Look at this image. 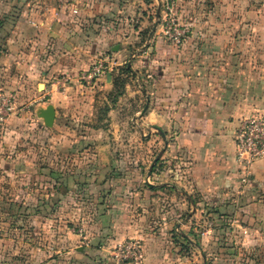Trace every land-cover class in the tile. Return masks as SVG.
Masks as SVG:
<instances>
[{
    "label": "crops",
    "instance_id": "crops-1",
    "mask_svg": "<svg viewBox=\"0 0 264 264\" xmlns=\"http://www.w3.org/2000/svg\"><path fill=\"white\" fill-rule=\"evenodd\" d=\"M130 1L0 0V90L16 105L0 135V194L14 197L11 229L24 234L11 236V264H114L112 248L129 237L141 240L143 264H171L174 242L203 257L210 229L194 217L208 211L234 221L249 213L250 243L264 246V158L243 182L234 139L242 118L264 114V0H200L182 47L151 30L156 43L136 50ZM117 49L131 52L130 80L149 79L143 98L139 90L117 98L144 102L132 126L110 92L100 111L85 107L96 95L76 93L113 87V73L110 82L78 75ZM50 104L48 127L39 111ZM112 127L140 137L135 157L121 139L112 143Z\"/></svg>",
    "mask_w": 264,
    "mask_h": 264
},
{
    "label": "rangeland",
    "instance_id": "rangeland-1",
    "mask_svg": "<svg viewBox=\"0 0 264 264\" xmlns=\"http://www.w3.org/2000/svg\"><path fill=\"white\" fill-rule=\"evenodd\" d=\"M127 6L128 8H130L129 12L131 13L133 18L128 23L132 26V28H135V26H137L138 34H141L140 37L136 38L135 40L132 38L133 40H130L132 42L128 44L131 49L136 50L141 49L140 45L142 44L147 45V43H156L155 41L149 40L148 34L151 30L153 34L158 33L157 37H159V40H161L165 44L182 47L185 43L186 36L188 35L189 30L187 26V15H189V12H196L198 15L200 12L201 3L200 0H131L127 3ZM207 6L208 11H210V5H205V7ZM212 6L213 8L211 10L214 9V5ZM190 8H192V10H190ZM139 19H142L143 22L141 23ZM171 21L174 22V25L177 26L178 29H186L185 38H183L182 36H174L173 39L168 38V36L166 35V31L169 26L168 23ZM171 32L173 33L174 31ZM173 34L175 35V32ZM108 54L109 57L102 59L106 66L107 73L110 72L111 74L114 73L115 75H120L118 73V69L120 70L121 68L125 67L127 63H129L131 52L120 54L119 49H117L111 50L110 52H108ZM93 65L94 64H92L91 67ZM133 67L135 66L133 65ZM133 67V72L139 74L138 70ZM85 71L81 72L78 75L80 81H84L80 77ZM139 75L143 76L142 73H140ZM128 77L129 76H126L124 78L125 80H129V85L126 87L125 84L124 88L122 87L123 92L125 91L129 94L133 91L139 90L138 95L142 97V93L139 88L142 87L145 88V91L148 90L149 79L147 75H144L143 79H140L139 81L130 80ZM86 86H88L89 89H85L83 87L84 89H80V92H75L80 94L82 93L84 97H86L89 93H91L92 95H96V101H85V107H91L92 105H94V107L98 110L103 108L107 101L105 99V95L110 92L111 95L114 96L117 91L121 90V88L119 89L118 87L106 89L102 87L101 89L95 86V88L92 89V86ZM72 95L73 94H71V96ZM114 102H116V106H121L122 118H125L126 122L130 126L134 124V121L136 122V119L139 118V115L141 113V111L135 113L136 110H141L144 104V102H136L135 98L129 100L128 97L122 100V102L119 99L115 100ZM118 115L119 114L113 112V124H117L118 121L116 120L118 119H116V117ZM90 117L91 116L87 118V121L90 120ZM94 119L95 118H93L92 120ZM79 128L81 129V135L85 136L86 138L88 136L87 133H90L88 132L89 128L87 127V124H84V126H79ZM112 131L113 133H111L110 135L112 143L119 145V139H121L122 142L124 141L123 145H125L126 143L128 145L126 146L128 157H135V144L137 143V140L141 141L140 137H133L128 135L126 139L120 138L119 135L114 132L113 127ZM89 138L90 135L88 138H86V140H88ZM150 138L151 137L149 136L147 140H150ZM123 149H125V146L122 149L119 146L113 147V153L118 155ZM143 150L148 155H150V160L153 154L156 153V151H152L150 144H147L143 148ZM0 156H2L1 145ZM148 163L149 161L147 162V165ZM0 183L2 184V182ZM3 183L6 185V180L3 181ZM5 193L7 194H0V239H6L5 241H0V264H11V236H14L16 238L17 236H19L20 238H22L24 234H22L20 230H18L19 232H14L13 229H11V224L14 221L13 211H11V202L13 201L12 199H14V197L7 191ZM236 217L238 221H234V217L230 215L224 218H220V216L213 213L212 211L203 213V215L198 218L194 217V219L200 222L202 219V221L205 222L208 230L210 229L205 244H202L204 251L203 257H200L198 248L195 245H181L180 250H176L177 245H175L174 242L173 244L168 245V253L170 254V257H172L171 264H179L181 262L183 264H264V246L259 244L255 247L253 244H251L250 241L253 238L249 234L248 228H246L252 222L251 215L247 212H242L241 216L236 213ZM18 219V224H26V221H24L27 220L26 218ZM244 227L247 229V231ZM34 236H36V234ZM7 240H10V242H8ZM253 247H255V249ZM185 258H188L189 260L184 262ZM83 263L92 264V261L90 259H85Z\"/></svg>",
    "mask_w": 264,
    "mask_h": 264
},
{
    "label": "built area",
    "instance_id": "built-area-1",
    "mask_svg": "<svg viewBox=\"0 0 264 264\" xmlns=\"http://www.w3.org/2000/svg\"><path fill=\"white\" fill-rule=\"evenodd\" d=\"M166 35L185 38L186 29L180 30L171 21ZM174 31L175 35L171 32ZM177 39V38H176ZM107 75L103 60L97 61L90 69L82 73L81 79L91 83L105 79ZM15 96L7 91H0V135L5 131L9 118L15 112ZM236 160L242 174V181L247 182L252 175L255 161L264 158V114L253 113L240 120L235 132ZM206 234L203 232V235ZM114 264H143L144 246L137 237H129L118 242L111 251Z\"/></svg>",
    "mask_w": 264,
    "mask_h": 264
},
{
    "label": "trees",
    "instance_id": "trees-1",
    "mask_svg": "<svg viewBox=\"0 0 264 264\" xmlns=\"http://www.w3.org/2000/svg\"><path fill=\"white\" fill-rule=\"evenodd\" d=\"M118 73L120 75H115L113 73V87H118L119 89L121 88V90L117 91L116 94H114L113 99L114 101L118 98V96H120L123 93L122 87L124 88L125 84H126V80L124 79L126 76H130L131 74V69L128 67V65L126 64L125 67L121 68L120 70L118 69ZM125 76V77H123Z\"/></svg>",
    "mask_w": 264,
    "mask_h": 264
},
{
    "label": "water",
    "instance_id": "water-1",
    "mask_svg": "<svg viewBox=\"0 0 264 264\" xmlns=\"http://www.w3.org/2000/svg\"><path fill=\"white\" fill-rule=\"evenodd\" d=\"M106 77H107V80L110 82L111 73L108 72ZM39 116L44 119L46 126L51 127L53 125L54 120H55V108H54V106L50 104L46 108L41 109L39 111ZM162 153H163V151H161V153L159 154L157 159L161 156Z\"/></svg>",
    "mask_w": 264,
    "mask_h": 264
}]
</instances>
